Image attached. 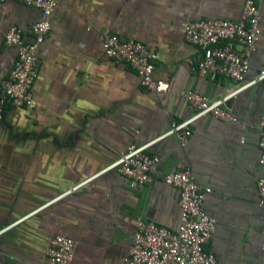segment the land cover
I'll return each instance as SVG.
<instances>
[{"label": "crops", "instance_id": "1", "mask_svg": "<svg viewBox=\"0 0 264 264\" xmlns=\"http://www.w3.org/2000/svg\"><path fill=\"white\" fill-rule=\"evenodd\" d=\"M243 2L57 0L37 48L32 105L5 107L0 121V264H46L48 240L56 234L74 241L70 264H127L139 217L177 228L179 191L161 179L177 168H189L200 185L211 187L202 206L215 230L205 248L220 264H264L256 188L263 172L258 139L264 84L249 85L227 101L235 120L197 117L184 146L164 135L171 120L194 113L184 91L213 96L235 87L232 80L197 73L202 50L184 39L185 23L236 20ZM260 11L262 32L246 79L264 68V0ZM40 18L37 7L0 4V81L16 58L15 48L4 43L6 30L17 25L30 38L28 29ZM106 33L155 51L154 77L168 89H146L127 63L107 57ZM149 141V151L159 156V172L149 183L131 186L115 169L100 172L129 144Z\"/></svg>", "mask_w": 264, "mask_h": 264}, {"label": "built area", "instance_id": "2", "mask_svg": "<svg viewBox=\"0 0 264 264\" xmlns=\"http://www.w3.org/2000/svg\"><path fill=\"white\" fill-rule=\"evenodd\" d=\"M5 0H0L2 4ZM37 7L42 18L34 21L26 38L24 30L11 25L4 34V43L16 50V58L8 75L0 81V121L5 107L29 108L32 105L31 87L37 76L39 57L37 48L48 34L49 20L57 0H16ZM263 0H244L239 18H206L188 20L184 26V39L196 44L202 55L196 62V71L202 77L216 80L223 77L235 82V87L220 94L206 96L197 89H187L184 97L194 108V113L182 121H170L164 133L173 134L184 146L190 135L194 119L212 115L224 121L235 120L226 103L241 90L256 82L264 84V68L255 76L246 79L249 57L262 32L260 4ZM105 55L115 61L127 63L136 71L140 84L150 91L162 92L168 83L154 77L156 52L143 42L133 38H120L106 33L102 40ZM258 162L263 172L256 179L258 204L261 212V248L264 251V115L259 121ZM152 141L143 144L131 143L107 164L100 172L115 169L131 186L149 183L158 174L159 156L149 151ZM164 183L177 187V205L180 210L175 230L139 217L135 223L126 257L127 264H220L215 254L205 248L215 230V219L207 215L202 202L211 191L202 186L189 168H177L162 174ZM74 254V241L62 234L53 235L45 250L46 264H70Z\"/></svg>", "mask_w": 264, "mask_h": 264}]
</instances>
